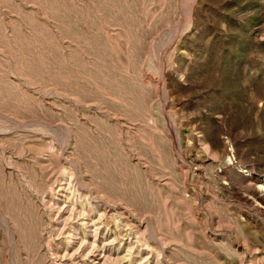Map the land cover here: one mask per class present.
Returning <instances> with one entry per match:
<instances>
[{"label": "rangeland", "instance_id": "1", "mask_svg": "<svg viewBox=\"0 0 264 264\" xmlns=\"http://www.w3.org/2000/svg\"><path fill=\"white\" fill-rule=\"evenodd\" d=\"M0 264H264V0H0Z\"/></svg>", "mask_w": 264, "mask_h": 264}, {"label": "bare ground", "instance_id": "2", "mask_svg": "<svg viewBox=\"0 0 264 264\" xmlns=\"http://www.w3.org/2000/svg\"><path fill=\"white\" fill-rule=\"evenodd\" d=\"M263 190V189H262ZM261 196V195H260ZM258 198V197H257ZM261 198H262V196H261ZM252 199V198H251ZM259 201H261V200H259ZM260 203V202H259ZM263 206V205H262Z\"/></svg>", "mask_w": 264, "mask_h": 264}]
</instances>
